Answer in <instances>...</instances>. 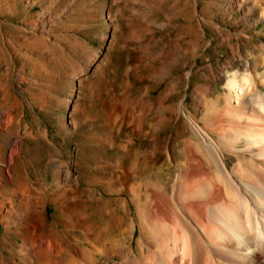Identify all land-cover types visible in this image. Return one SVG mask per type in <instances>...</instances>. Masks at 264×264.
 Instances as JSON below:
<instances>
[{
  "label": "rangeland",
  "instance_id": "374dc122",
  "mask_svg": "<svg viewBox=\"0 0 264 264\" xmlns=\"http://www.w3.org/2000/svg\"><path fill=\"white\" fill-rule=\"evenodd\" d=\"M212 2L0 0V264H37L19 246L29 230L52 234L78 210L101 221L128 198L106 186L171 184L211 148L247 158L236 123L264 120V0ZM230 79L246 84L241 100Z\"/></svg>",
  "mask_w": 264,
  "mask_h": 264
},
{
  "label": "bare ground",
  "instance_id": "6f19581e",
  "mask_svg": "<svg viewBox=\"0 0 264 264\" xmlns=\"http://www.w3.org/2000/svg\"><path fill=\"white\" fill-rule=\"evenodd\" d=\"M220 3L213 0L212 7ZM235 4L241 8L242 0ZM187 8L190 18L202 20L194 1ZM231 79L227 85L239 100L246 84ZM256 100L264 111V95ZM260 121L264 125L255 115L236 123L254 147L241 149L247 158L233 148L234 162L229 163L221 148H211L207 165L195 161L193 155L177 163L171 184L155 178L143 183L133 180L116 189L106 186L107 191L125 192L128 198L116 199L115 206L100 214L105 216L101 221L93 218L88 223L89 214L78 210L52 234L38 231L33 235L29 230L32 236L22 237L19 246L35 256L37 264H264V132L257 130ZM15 190L29 198L39 189L33 192L17 186ZM28 207L38 216L43 213L42 204ZM71 234L73 244L67 242ZM97 255L108 261L101 262ZM114 255L117 262L112 261Z\"/></svg>",
  "mask_w": 264,
  "mask_h": 264
}]
</instances>
